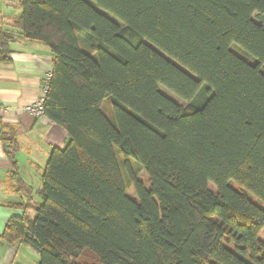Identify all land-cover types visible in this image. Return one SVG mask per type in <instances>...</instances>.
<instances>
[{
    "label": "trees",
    "instance_id": "obj_1",
    "mask_svg": "<svg viewBox=\"0 0 264 264\" xmlns=\"http://www.w3.org/2000/svg\"><path fill=\"white\" fill-rule=\"evenodd\" d=\"M92 1L0 23V65L16 37L51 50L43 114L68 135L38 203L11 173L34 215L3 237L36 264H264V0Z\"/></svg>",
    "mask_w": 264,
    "mask_h": 264
},
{
    "label": "crops",
    "instance_id": "obj_2",
    "mask_svg": "<svg viewBox=\"0 0 264 264\" xmlns=\"http://www.w3.org/2000/svg\"><path fill=\"white\" fill-rule=\"evenodd\" d=\"M20 13L19 0H0V23L3 28ZM11 61L0 65V264H36L39 256L30 246L19 241L9 242L4 230L10 218L24 213L32 217L34 208L17 207L26 203V195L10 181L16 172L23 183L31 188V203H38L37 191L41 176L52 148H63L68 142L65 129L46 116L34 117L25 107L42 95V77L50 72L53 54L49 47L38 41L21 37L9 43ZM110 113V106L103 102ZM2 135L16 144L13 156L5 150Z\"/></svg>",
    "mask_w": 264,
    "mask_h": 264
},
{
    "label": "built area",
    "instance_id": "obj_3",
    "mask_svg": "<svg viewBox=\"0 0 264 264\" xmlns=\"http://www.w3.org/2000/svg\"><path fill=\"white\" fill-rule=\"evenodd\" d=\"M50 77H51V72H46L43 75L42 84H41L42 95L25 107V110L34 117H41L44 115L43 114V99L48 89V81Z\"/></svg>",
    "mask_w": 264,
    "mask_h": 264
},
{
    "label": "rangeland",
    "instance_id": "obj_4",
    "mask_svg": "<svg viewBox=\"0 0 264 264\" xmlns=\"http://www.w3.org/2000/svg\"><path fill=\"white\" fill-rule=\"evenodd\" d=\"M13 1H17V0H13ZM92 4H94V2L92 1V0H89ZM111 16V15H110ZM80 44H81V46L84 48V49H88V47H87V45H86V43L84 42V41H82V40H80ZM238 54H240V52L239 51H237V50H235ZM160 90L163 92V93H165V94H167L169 97H171L172 99H174L175 101H177L180 105H182V106H185L186 105V102L184 101V100H182V99H180L178 96H176L175 94H173L172 92H170L168 89H166V88H164L163 86H160ZM121 155L119 154V152H118V157H120ZM122 168V166H121V164H120V170L122 171V174H123V169H121ZM124 181H125V179H124ZM209 187H210V189L212 190V191H216V189H215V186L212 184V183H209ZM261 238L264 240V232H263V234L261 235Z\"/></svg>",
    "mask_w": 264,
    "mask_h": 264
}]
</instances>
